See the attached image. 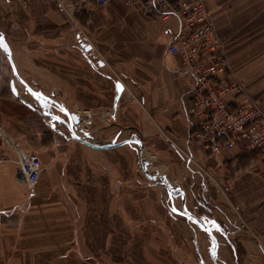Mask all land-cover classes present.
<instances>
[{
  "label": "crops",
  "instance_id": "1",
  "mask_svg": "<svg viewBox=\"0 0 264 264\" xmlns=\"http://www.w3.org/2000/svg\"><path fill=\"white\" fill-rule=\"evenodd\" d=\"M77 2L0 0V32L20 78L0 49V144L8 156L0 163V264H126L131 244L153 256L150 264H192L186 232L193 223L171 209L200 217L210 184L242 205V187L224 181L228 160L242 148L210 155L197 142L189 115L195 80L169 52L179 30L175 17L159 21L115 0L76 11L71 4ZM206 3L225 47L226 78L243 88L228 98L230 107L261 102L264 0ZM24 83L111 134L135 132L151 171L181 188L185 199H171L133 171L126 146L98 150L62 142L56 133L64 128L42 114ZM20 153L41 159L32 189L20 172ZM257 178L264 182V174ZM249 192L251 200L259 193ZM256 201L239 214L244 224L234 223L236 234L245 235L249 261L264 264V205Z\"/></svg>",
  "mask_w": 264,
  "mask_h": 264
},
{
  "label": "built area",
  "instance_id": "2",
  "mask_svg": "<svg viewBox=\"0 0 264 264\" xmlns=\"http://www.w3.org/2000/svg\"><path fill=\"white\" fill-rule=\"evenodd\" d=\"M112 0H78L76 10L92 5L106 6ZM145 16L168 22L175 17L179 30L169 52L180 58L184 72L195 80L189 115L196 119L195 138L204 152L218 155L244 145L264 159V111L254 100L244 99L235 108L228 98L240 94L237 81L226 78L229 68L225 47L213 23L206 0H115ZM5 144L7 142L5 141ZM8 160L0 144V163ZM20 172L32 189L42 173L37 154L20 153Z\"/></svg>",
  "mask_w": 264,
  "mask_h": 264
},
{
  "label": "rangeland",
  "instance_id": "3",
  "mask_svg": "<svg viewBox=\"0 0 264 264\" xmlns=\"http://www.w3.org/2000/svg\"><path fill=\"white\" fill-rule=\"evenodd\" d=\"M27 94L28 96L32 97L30 92ZM261 94L264 95V92H262ZM259 100L257 102L263 109L264 106L262 107V105H264V96H262L261 102ZM57 110V116L65 118L66 120L68 119L62 108H58ZM48 120L55 126L64 128L56 133L57 137L61 139L62 142L76 141L72 138L70 129L65 124L58 120L52 119L51 117H48ZM80 126L84 130H77V134L81 137L87 136L88 134L89 136H87V138H89L91 142H94L96 144H120L122 142L129 141V144L123 146H126L128 148L129 157L133 165L131 169L133 171H136V173L145 176L139 162V144L137 142L138 135L135 132L131 131L129 135H125L123 132H121V130H119L111 134L107 132L106 128H100L94 122L90 123L88 118L87 122H84L82 118ZM70 153L73 154V152H69L68 154ZM143 153V156L148 160L149 153L145 149ZM70 159H72V157H70ZM263 160L264 159L262 156L258 154L250 155L246 150L238 152V154L231 156L228 160L229 164L228 166H226V170L224 171V181L227 185L230 184V182L233 183L235 190L237 189V187H242V205L238 201L239 199H237L236 196L218 194V192L216 191V185L210 184L209 200L204 203V209L200 210L202 213L200 217L197 216L198 218H193L190 215H179L176 211L174 212L173 209H171L174 213L172 214L173 217L185 221L189 220L193 223L194 229H190L188 230V232H186L188 234L187 237H189L190 239L189 242L192 248V256L194 259V262L192 264H257L255 261L254 263L252 261H249L246 249L243 247L241 241L242 238H245V235H241L238 233L236 234L237 227L235 223H243L239 214L241 213L242 215H245V212H247L246 209H248L246 204H248L249 201L256 199V202H258V206L264 205V182L257 178L258 176H262L264 174V165L261 164V162H264ZM70 165V169L73 170L72 164ZM151 167H153V164L150 162V171ZM151 173L156 174L152 171ZM238 177L241 178L234 183V179ZM145 178L149 184L155 185V183L151 182L146 176ZM255 180L257 181L255 182ZM72 186H74V184H71V190L73 189ZM253 187H256V190L259 193H257V196L252 200L250 198L247 199L251 194L249 191H251ZM230 200H232L234 203L232 204ZM169 206L171 207V205ZM213 221L215 222V224L212 223ZM199 222H203V224L209 225L210 229L207 230L203 226V224H200ZM213 237L218 242L217 252L214 256L211 255V248L214 247V242L212 239ZM149 249L153 251V249L157 250L158 248L151 246V248ZM144 253H146L145 249L143 250V247H141V245L131 244L130 254L124 255V259L128 258V261H125V263L150 264L154 262L152 259V255ZM166 253L167 252H165L164 247L161 254ZM145 257L146 259L147 257L150 258V261L146 260L145 262ZM133 258L135 259V261ZM165 264L169 263L165 262Z\"/></svg>",
  "mask_w": 264,
  "mask_h": 264
},
{
  "label": "water",
  "instance_id": "4",
  "mask_svg": "<svg viewBox=\"0 0 264 264\" xmlns=\"http://www.w3.org/2000/svg\"><path fill=\"white\" fill-rule=\"evenodd\" d=\"M1 33V32H0ZM5 42L7 43L8 46V52H5L2 48H0L4 54L7 56L10 64L12 65L13 71L15 76L19 78V75L17 73L16 67H15V63L13 61V57H12V51L11 48L7 42V39L5 38V36L3 35ZM81 45L83 46V48L86 51H90L92 49L91 45L86 44L83 40H81ZM100 65H103V62H100ZM26 89L28 92H30V94L32 95V97L34 98V100L37 102L38 106L40 107V109L42 110V114L47 115L49 117H51L52 119L58 120L60 122H62L63 124H65L71 132L72 138L78 142H81L89 147H92L94 149H98V150H107V149H113V148H117V147H121L123 145L129 144V141L126 142H122L120 144H106V145H101V144H96L94 142H91L89 140V138H87V136H89L87 134V136H79L77 134V130L81 129L84 130L80 125H81V117L77 114L71 113L69 110L67 109H63V111L65 112V114L67 115L68 119L66 120L65 118H61L59 116H57L54 113L55 109H60L61 106L56 102L53 101L51 98L38 93L36 91H34L30 86H28L26 83H24ZM33 93L36 94H41V99H37L36 96L33 95ZM80 127V128H79ZM139 144V162H140V166L142 167V171L145 174V176L153 183L161 185L162 187H164L167 192L168 195L170 196L171 199L174 198H179L182 197L183 199H185V193L181 188H175L171 182L169 181V179L166 176H162L159 174H152L150 171V162L143 156V151H144V145L142 144V142L137 141ZM200 224H203V222H199ZM203 226L209 230L210 227L207 224H203ZM213 242H214V247L211 248V255L214 256L217 252V248H218V242L217 240L213 237Z\"/></svg>",
  "mask_w": 264,
  "mask_h": 264
},
{
  "label": "snow or ice",
  "instance_id": "5",
  "mask_svg": "<svg viewBox=\"0 0 264 264\" xmlns=\"http://www.w3.org/2000/svg\"><path fill=\"white\" fill-rule=\"evenodd\" d=\"M0 48H2L5 52H8V46H7V43L5 42V39H4L2 33H0ZM121 90H122V88H121ZM33 95L36 96L37 99H41L42 98L41 94L33 93ZM173 211L175 212V211H177V209L174 208ZM212 223L215 224L214 221Z\"/></svg>",
  "mask_w": 264,
  "mask_h": 264
},
{
  "label": "trees",
  "instance_id": "6",
  "mask_svg": "<svg viewBox=\"0 0 264 264\" xmlns=\"http://www.w3.org/2000/svg\"><path fill=\"white\" fill-rule=\"evenodd\" d=\"M75 1H78V0H75ZM240 147L242 148V151H245V150H246L247 153H249L250 155L258 154V155L262 156L261 153L258 152V151L249 152V151L247 150V148H246L244 145H241Z\"/></svg>",
  "mask_w": 264,
  "mask_h": 264
},
{
  "label": "bare ground",
  "instance_id": "7",
  "mask_svg": "<svg viewBox=\"0 0 264 264\" xmlns=\"http://www.w3.org/2000/svg\"><path fill=\"white\" fill-rule=\"evenodd\" d=\"M144 154V153H143ZM146 156V155H145Z\"/></svg>",
  "mask_w": 264,
  "mask_h": 264
}]
</instances>
